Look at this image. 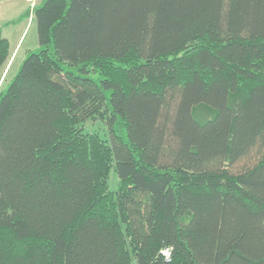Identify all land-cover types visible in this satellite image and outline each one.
Segmentation results:
<instances>
[{"label":"trees","instance_id":"obj_1","mask_svg":"<svg viewBox=\"0 0 264 264\" xmlns=\"http://www.w3.org/2000/svg\"><path fill=\"white\" fill-rule=\"evenodd\" d=\"M32 19L0 88V264H264V0Z\"/></svg>","mask_w":264,"mask_h":264},{"label":"rangeland","instance_id":"obj_2","mask_svg":"<svg viewBox=\"0 0 264 264\" xmlns=\"http://www.w3.org/2000/svg\"><path fill=\"white\" fill-rule=\"evenodd\" d=\"M43 1L44 0H1L0 2V6L3 5L0 7V29L2 36L7 39L9 43V55L14 53L13 56H10V59L6 63V67L0 71V88L13 79L26 56L30 52H35L38 48L35 21L32 19L28 22L27 17L29 14L32 15L33 8L39 6ZM5 74L6 77L3 82L2 80ZM86 130L97 133L103 131L101 126L97 124H86ZM115 184L116 180L114 174L110 173V188L113 189Z\"/></svg>","mask_w":264,"mask_h":264},{"label":"crops","instance_id":"obj_3","mask_svg":"<svg viewBox=\"0 0 264 264\" xmlns=\"http://www.w3.org/2000/svg\"><path fill=\"white\" fill-rule=\"evenodd\" d=\"M0 2H1V0H0ZM1 6H3V5H1ZM1 6H0V7H1ZM35 7H36V6H35ZM31 20H32V15L29 14L28 17H27V21L30 22ZM4 21H6V20H4ZM10 21H11V20H10ZM6 40H7V39H6ZM13 54H14V53H11L10 56H13Z\"/></svg>","mask_w":264,"mask_h":264},{"label":"built area","instance_id":"obj_4","mask_svg":"<svg viewBox=\"0 0 264 264\" xmlns=\"http://www.w3.org/2000/svg\"><path fill=\"white\" fill-rule=\"evenodd\" d=\"M166 257H168V255L166 254Z\"/></svg>","mask_w":264,"mask_h":264}]
</instances>
